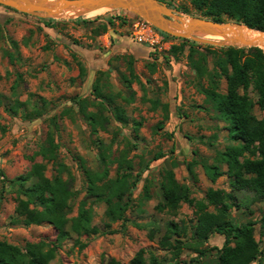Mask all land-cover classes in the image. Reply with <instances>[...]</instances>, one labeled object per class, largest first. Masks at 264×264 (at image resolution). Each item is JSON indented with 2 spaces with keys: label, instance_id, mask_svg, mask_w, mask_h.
Segmentation results:
<instances>
[{
  "label": "rangeland",
  "instance_id": "rangeland-1",
  "mask_svg": "<svg viewBox=\"0 0 264 264\" xmlns=\"http://www.w3.org/2000/svg\"><path fill=\"white\" fill-rule=\"evenodd\" d=\"M164 1L171 2L174 9L184 7L189 11L176 9L181 13L196 14L190 0ZM47 19L0 5V240L22 246L27 241H52L56 237L49 222L28 226L13 222L17 185L11 182L29 169L31 156L41 161L35 153L51 130L57 144L56 157L44 161V173L54 176L58 162L67 166L63 178L69 180L73 191L67 217H76L84 200L86 207L93 209V223L115 232L79 237L72 234L62 241L49 264H101L109 257L128 264L140 249L146 257L152 252L165 264L171 263V253L158 244L167 221L189 227L196 222V216L194 207L186 202H181L175 215L156 208L163 199V172L172 169L178 182L186 185L190 197L195 199H203L210 187L232 190L227 175L211 182L203 167L204 163H214L231 141L227 124L198 90V78L187 59L191 43L187 42L175 57L171 46L180 44L181 39L163 34L125 10L99 9L77 17ZM129 61L139 80L130 77V87L124 82V75L130 76ZM212 65L209 54L208 68ZM201 82L206 84V78ZM95 83L102 87L103 94L112 96L123 107L127 121L115 120L104 101L108 123L105 129L93 133L73 99L92 101ZM219 90H226L224 78ZM249 94L256 99L255 92L250 90ZM163 103L168 105V119H163ZM253 114L263 118L264 110L255 105ZM102 148L111 157L131 159L132 175L149 163L127 196L125 218L110 222L109 228L104 227L109 222L104 214L106 205L87 196V183L79 164L82 159L87 168L102 169ZM157 151L165 156L150 162ZM116 171L114 162L109 176L115 178ZM233 193L243 204L231 207L230 216L238 223L258 221L264 212V200L244 191ZM208 210L214 211V207L210 205ZM259 232L260 223H256L255 238L264 259V238ZM223 240V236L213 234L203 246L220 247ZM195 256L192 250L183 248L179 259L189 262Z\"/></svg>",
  "mask_w": 264,
  "mask_h": 264
},
{
  "label": "trees",
  "instance_id": "trees-1",
  "mask_svg": "<svg viewBox=\"0 0 264 264\" xmlns=\"http://www.w3.org/2000/svg\"><path fill=\"white\" fill-rule=\"evenodd\" d=\"M159 1L165 2L171 8L174 7L171 2ZM190 3L196 11L195 16L216 21L233 20L254 29L264 30V0H190ZM176 9L189 13L184 7H176ZM179 39H181L180 44L171 46L172 54L176 57L183 51L187 42L191 43L188 47L187 59L198 78V90L204 95L211 109L227 124L228 138L231 141L218 153L214 163L203 164L205 173L211 182H215L219 176L227 175L232 190L227 192L210 187L203 199H195L190 197L189 188L178 182L173 170L166 169L162 174L161 182L163 199L156 208L175 215L181 202H186L194 207L196 222L187 227L184 223L168 220L158 244L171 253V263L168 264H191V262L264 264L262 249L254 233L255 224L260 223L259 233L264 238V212L258 221L247 220L240 223L236 222L229 213L231 207L243 204L233 191H244L257 200H264V117L257 118L253 114L255 105L260 110H264V51L254 46H214L196 43L186 38ZM209 54L213 64L211 69L208 68ZM128 69L130 76L124 75V82L130 87L132 82L130 77L139 80L134 75L131 61L128 63ZM203 78H206V84L201 82ZM221 78L226 82L225 92L219 90ZM249 89L256 93V99L250 96ZM101 90L102 87L95 83L93 85L95 96L92 101L87 98L73 99L93 133L106 128L108 117L104 114V110L108 105L115 120L124 123L127 121L123 107L116 104L112 96L103 94ZM104 101L107 102V106ZM162 110L163 119H168L166 103L162 104ZM51 121L56 128L54 117ZM56 149L57 144L50 130L35 153L41 157V161L35 160V155L31 156L29 169L11 181L17 185L13 222H21L26 226L49 222L56 230V237L52 241L45 239L27 241L22 246L0 240V264H49L55 258L62 241L72 234L79 237L115 232V229H102L93 223V209L91 206L86 207L84 200L80 202L76 217L71 219L67 217L68 201L73 195L69 180L63 178L67 166L58 162L54 176L48 177L44 173V161L55 159ZM164 156L162 151H157L150 162ZM99 157L102 162L100 170L87 168L82 159L79 164L86 179L87 196L94 202H103L106 205L104 214L109 222H106L104 227L109 228L110 222L125 218L129 206L127 196L136 186L149 163L147 162L132 175L130 171L133 170L134 165L131 159L111 157L103 148L99 151ZM114 162L117 163V174L112 178L109 176V168ZM223 166H225L224 170ZM187 168L190 173L193 172L191 164H188ZM120 169L124 172L119 173ZM125 171L129 173L126 174ZM210 205L214 207V211L208 210ZM213 234L223 236L222 245L203 246ZM183 248L192 250L196 256L189 262L180 260ZM212 251H215L214 254H211ZM101 264L122 263L109 257ZM128 264H165V260L159 259L152 252L146 257L144 251L140 249Z\"/></svg>",
  "mask_w": 264,
  "mask_h": 264
},
{
  "label": "water",
  "instance_id": "water-1",
  "mask_svg": "<svg viewBox=\"0 0 264 264\" xmlns=\"http://www.w3.org/2000/svg\"><path fill=\"white\" fill-rule=\"evenodd\" d=\"M0 5L52 19L77 17L99 9L125 10L173 37L217 46H254L264 51V30L233 20L216 21L187 15L159 0H0ZM245 30L251 34L259 32V35L251 37Z\"/></svg>",
  "mask_w": 264,
  "mask_h": 264
},
{
  "label": "bare ground",
  "instance_id": "bare-ground-1",
  "mask_svg": "<svg viewBox=\"0 0 264 264\" xmlns=\"http://www.w3.org/2000/svg\"><path fill=\"white\" fill-rule=\"evenodd\" d=\"M245 33L248 34V35H250L251 37H256L257 35H259V32H256V31L251 34V32L249 33L248 30H245Z\"/></svg>",
  "mask_w": 264,
  "mask_h": 264
}]
</instances>
